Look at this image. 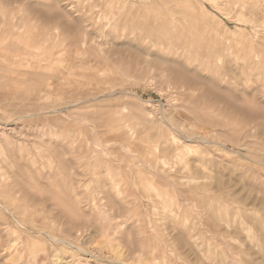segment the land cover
Wrapping results in <instances>:
<instances>
[{"label": "rangeland", "instance_id": "1", "mask_svg": "<svg viewBox=\"0 0 264 264\" xmlns=\"http://www.w3.org/2000/svg\"><path fill=\"white\" fill-rule=\"evenodd\" d=\"M0 264H264V0H0Z\"/></svg>", "mask_w": 264, "mask_h": 264}, {"label": "bare ground", "instance_id": "2", "mask_svg": "<svg viewBox=\"0 0 264 264\" xmlns=\"http://www.w3.org/2000/svg\"><path fill=\"white\" fill-rule=\"evenodd\" d=\"M49 36H50V35H49ZM46 37H47V36H46ZM44 41H45V40H44ZM49 43H50V42H49ZM50 44H51V43H50ZM173 48L178 49V46H175V47L173 46ZM176 49H175V50H176ZM190 75H191V74H190ZM192 76H193V75H192ZM192 76H191V77H192ZM193 79H194V77H193ZM217 92H218V90H217ZM221 93H222V92H221ZM216 95L218 96L219 99H222V97H223L222 94H219V93H217ZM228 101H229V99H228ZM231 101H232V100H231ZM229 102H230V101H229ZM239 104H241V103H239ZM239 104H238V105H234V107H235V108H240ZM242 104H244V103H242ZM242 104H241V105H242ZM241 107H244V109H245V107H247V105H246V106H243V105H242ZM242 109H243V108H242ZM246 111H247V110H246ZM249 112H250V111H249Z\"/></svg>", "mask_w": 264, "mask_h": 264}]
</instances>
